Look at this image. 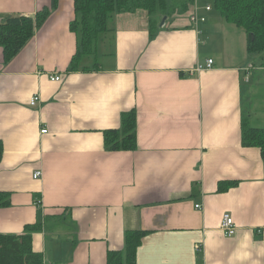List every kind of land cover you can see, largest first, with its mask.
Returning a JSON list of instances; mask_svg holds the SVG:
<instances>
[{"label": "crops", "instance_id": "0c3cea01", "mask_svg": "<svg viewBox=\"0 0 264 264\" xmlns=\"http://www.w3.org/2000/svg\"><path fill=\"white\" fill-rule=\"evenodd\" d=\"M51 3L0 0V21L35 17ZM188 11L154 15L153 34L144 9L115 14L86 71L69 70L74 0H56L10 61L0 46V191L11 193L0 234L39 223L32 244L43 264H107L129 230L149 231L136 264H264V157L242 145L241 126L247 115L264 127V118L253 125L252 100L264 74L247 51L248 33L211 0ZM192 11L207 17L199 29ZM209 58L211 68L191 72ZM133 108L137 148L106 150L104 131ZM228 182L236 184L220 191ZM225 212L238 226L233 236L220 230Z\"/></svg>", "mask_w": 264, "mask_h": 264}, {"label": "trees", "instance_id": "16d2710c", "mask_svg": "<svg viewBox=\"0 0 264 264\" xmlns=\"http://www.w3.org/2000/svg\"><path fill=\"white\" fill-rule=\"evenodd\" d=\"M173 10L187 11L195 0H174ZM223 19L248 33L247 51L262 54L264 67V0H211ZM56 0L50 7L42 9L35 17L10 16L0 21V46L4 60L10 61L34 35L35 29L47 19ZM178 6V7H177ZM75 18L70 28L78 38V48L73 55L69 70H89L82 63L85 56L97 50L99 39L109 31V21L118 13L134 12L144 9L150 14L149 28L153 34L158 26L154 17L158 12L166 13L168 0H74ZM175 12V11H174ZM169 15V14H168ZM97 67V64H95ZM242 145L257 147L264 157V127L252 126L249 117L242 119ZM138 117L135 108L122 113L120 126L104 131V147L108 151L135 150L138 146ZM4 155V143L0 139V161ZM236 182H228L219 190H225ZM11 193L0 191V206H7ZM40 229V224H29L24 234H0V264H43V254L33 249L32 234ZM149 231L129 230L125 237L123 251H110L107 264H136L137 249Z\"/></svg>", "mask_w": 264, "mask_h": 264}, {"label": "built area", "instance_id": "2783aa9c", "mask_svg": "<svg viewBox=\"0 0 264 264\" xmlns=\"http://www.w3.org/2000/svg\"><path fill=\"white\" fill-rule=\"evenodd\" d=\"M206 9L210 10L211 6L210 5L206 6ZM189 18H190L191 23L194 25V27L196 29H199L201 27V25L205 24L206 21H207V17L205 15H202V14L198 13V11L190 12ZM213 65H214V60L212 58H209V59L206 60L205 63H197L195 68L191 72L192 73H194L195 71L196 72H200V71H202L204 69L211 68ZM252 67H253V65L250 64L247 67V70H249ZM51 79L55 80V81H59V80H61V76L59 74H53V75H51ZM38 102H40V96L39 95L32 96L30 104L35 105ZM47 131L48 130L45 129V128L41 130L42 133H46ZM33 175H34V178H38V177H40L42 175V171L41 170H37V171L34 172ZM38 202H40V201H38ZM197 207L200 208L201 204H198ZM237 229H238V226H237L232 214L229 213V212H225L222 215V218H221V221H220V230L222 231V233L225 236H233V235L236 234ZM197 249L200 250L201 249V245H198Z\"/></svg>", "mask_w": 264, "mask_h": 264}, {"label": "rangeland", "instance_id": "374dc122", "mask_svg": "<svg viewBox=\"0 0 264 264\" xmlns=\"http://www.w3.org/2000/svg\"><path fill=\"white\" fill-rule=\"evenodd\" d=\"M204 1H206V0H204ZM176 2L177 1H174V0H168V9H167V12L166 13H161V12H158L157 14H158V16H157V18L158 19H161L162 21L163 20H165L166 19V17L167 16H170V15H172V14H174V13H177V14H179V15H187V14H189V11L187 10V11H183V10H181V9H179V7L177 8V9H175V10H173V8L177 5L176 4ZM178 3V2H177ZM175 11V12H174ZM214 11H217L218 12V10H216L215 9V7H214ZM169 14V15H168ZM100 52V51H99ZM96 53H98V47H97V50L95 51V53H92V55L91 56H85L84 58H83V60H82V63H88L90 60H95V54ZM253 55H255L256 57H255V59L254 60H256L257 59V61H256V63L259 65V67H258V69H257V67L255 66V69H254V71L257 69V70H260V71H257V73H260L261 74V76H263V74H264V71L263 70H261L260 68H262V69H264V67L262 66V61L260 62V64H259V60H260V57H258V56H260L261 55V53H253ZM87 57V58H86ZM86 60H88V62L86 61ZM253 61V60H252ZM91 63V62H90ZM94 66H96V65H94ZM89 67H92V65L91 66H89ZM257 75V74H256ZM256 77H258V75L256 76ZM257 89H255L254 88V91H256V93H255V95L253 96V98H252V100H253V103H254V105H253V111L255 112V110L257 109V111H258V114H255L256 115V117H255V120L253 121V125H259V126H261L262 125V120H263V118H264V100H262L261 99V97H259V95L260 94H264V84H261V86H258V87H256ZM259 92V93H258ZM246 105L249 107V101H246ZM258 116V117H257Z\"/></svg>", "mask_w": 264, "mask_h": 264}, {"label": "water", "instance_id": "95a60500", "mask_svg": "<svg viewBox=\"0 0 264 264\" xmlns=\"http://www.w3.org/2000/svg\"><path fill=\"white\" fill-rule=\"evenodd\" d=\"M164 21V20H163Z\"/></svg>", "mask_w": 264, "mask_h": 264}]
</instances>
